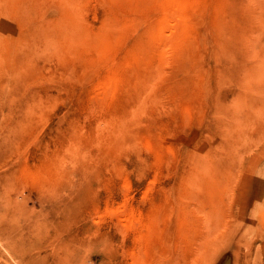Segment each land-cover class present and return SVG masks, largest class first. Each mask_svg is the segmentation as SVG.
Returning <instances> with one entry per match:
<instances>
[{"label":"rangeland","instance_id":"1","mask_svg":"<svg viewBox=\"0 0 264 264\" xmlns=\"http://www.w3.org/2000/svg\"><path fill=\"white\" fill-rule=\"evenodd\" d=\"M0 264H264V0H0Z\"/></svg>","mask_w":264,"mask_h":264}]
</instances>
